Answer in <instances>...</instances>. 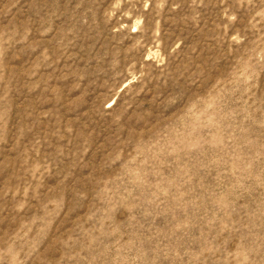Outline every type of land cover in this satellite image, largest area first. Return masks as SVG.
Here are the masks:
<instances>
[{
	"label": "rangeland",
	"instance_id": "374dc122",
	"mask_svg": "<svg viewBox=\"0 0 264 264\" xmlns=\"http://www.w3.org/2000/svg\"><path fill=\"white\" fill-rule=\"evenodd\" d=\"M0 264H264V0H0Z\"/></svg>",
	"mask_w": 264,
	"mask_h": 264
}]
</instances>
